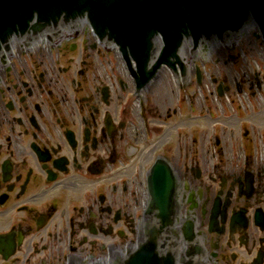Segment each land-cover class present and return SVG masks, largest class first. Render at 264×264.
Masks as SVG:
<instances>
[{"label": "flooded vegetation", "instance_id": "flooded-vegetation-1", "mask_svg": "<svg viewBox=\"0 0 264 264\" xmlns=\"http://www.w3.org/2000/svg\"><path fill=\"white\" fill-rule=\"evenodd\" d=\"M75 25L59 29V40L88 27L83 18ZM22 44L30 45L13 38L11 53L0 54V264H110L135 252L157 158L175 182L170 217L149 216L161 255L176 264H264V151L185 169L159 143L152 163L141 149L125 153L121 122L88 91L79 97L87 62L73 72L68 62L37 65L35 55L14 52ZM94 91L109 103L107 86Z\"/></svg>", "mask_w": 264, "mask_h": 264}, {"label": "rangeland", "instance_id": "rangeland-1", "mask_svg": "<svg viewBox=\"0 0 264 264\" xmlns=\"http://www.w3.org/2000/svg\"><path fill=\"white\" fill-rule=\"evenodd\" d=\"M77 36L53 45L41 43L32 49L13 50L35 55L31 59L38 60L37 65L68 62L71 72L79 69L81 61H86L82 68L86 71L87 87L85 90L79 87V97L88 91L91 101L121 122L125 153L141 149L152 163L156 151L162 148L164 156L173 155L175 165L181 169L190 164L225 162L230 155L234 158L261 156L264 151V37L256 23L246 26L229 45L218 42L206 51L195 50L192 58L191 47H185L181 55L189 70L184 85L178 84L174 73L164 68L140 90L138 99L135 82L124 61L120 63L115 47L99 42L89 26ZM72 42L77 48L70 47ZM62 47L63 50L58 49ZM165 72L166 79H163ZM102 86L110 89L109 103L104 104L101 95L94 91ZM134 138L139 141L136 143ZM217 140L220 146L216 145ZM155 143L161 148L155 150ZM150 148L154 150L151 152ZM252 148L255 151L249 153Z\"/></svg>", "mask_w": 264, "mask_h": 264}, {"label": "water", "instance_id": "water-1", "mask_svg": "<svg viewBox=\"0 0 264 264\" xmlns=\"http://www.w3.org/2000/svg\"><path fill=\"white\" fill-rule=\"evenodd\" d=\"M81 18L100 41L118 46L139 90L164 67L185 80L188 66L180 54L186 44L191 45L192 58L200 46L229 43L251 22L264 34V0H0V54L10 52L15 36L32 41L45 32L74 26ZM135 96L138 99L140 91ZM150 171L152 202L145 209L144 239L138 240L135 252L110 264H176L172 256L158 251L159 232L149 217L165 223L173 211L172 170L157 158Z\"/></svg>", "mask_w": 264, "mask_h": 264}, {"label": "bare ground", "instance_id": "bare-ground-1", "mask_svg": "<svg viewBox=\"0 0 264 264\" xmlns=\"http://www.w3.org/2000/svg\"><path fill=\"white\" fill-rule=\"evenodd\" d=\"M46 42H48L47 41V39H45L44 37L41 39V40H39V43H46ZM56 42V39L53 41V43H55ZM233 42V39L232 40H230V43H232ZM213 44H217V42H215V43H213ZM213 44H211V46L213 45ZM188 45V46H187ZM114 47H115V51H116V54H117V57L120 59V63H122V59L120 58V55H119V52H118V48H117V46H115L114 45ZM185 47H191V45H189V44H186L185 45ZM184 47V48H185ZM206 51V49H205V47L204 46H200L198 49H197V51ZM161 72V71H160ZM166 72L164 73V75H163V79H166ZM158 76V75H157Z\"/></svg>", "mask_w": 264, "mask_h": 264}]
</instances>
